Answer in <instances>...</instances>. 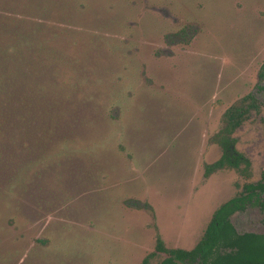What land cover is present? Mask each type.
Masks as SVG:
<instances>
[{"label":"rangeland","instance_id":"1","mask_svg":"<svg viewBox=\"0 0 264 264\" xmlns=\"http://www.w3.org/2000/svg\"><path fill=\"white\" fill-rule=\"evenodd\" d=\"M18 19L41 28L25 63L52 59L51 90L28 141L0 143V264H140L156 236L189 249L264 170V0H0L1 39ZM247 94L244 159L207 169ZM230 220L264 232L255 206Z\"/></svg>","mask_w":264,"mask_h":264},{"label":"trees","instance_id":"2","mask_svg":"<svg viewBox=\"0 0 264 264\" xmlns=\"http://www.w3.org/2000/svg\"><path fill=\"white\" fill-rule=\"evenodd\" d=\"M26 22L18 19L15 23L18 33L14 36L17 39L7 42L0 38V46H3L0 47V143L28 141L27 129L33 127L31 123L38 112L39 100L35 98L51 90L48 89L44 68L49 66L52 59L44 55L34 66L29 67L31 64L25 63L29 44L34 46L43 43L34 41L37 33L34 34L35 30L41 29L39 24L30 21L28 26ZM256 106V100L248 94L239 104H233L225 110L224 124L215 134L222 153L207 169L223 163L237 166V160L241 157L232 149L231 133L244 119L247 111ZM263 191L264 171H261L257 181L243 183L235 195L211 212L191 248H166L159 236H156L153 250L146 253L140 264H148L150 257L156 253L164 254L157 264H264V232H237L230 221L231 214L243 211L247 205H258L264 210V201L259 197Z\"/></svg>","mask_w":264,"mask_h":264},{"label":"flooded vegetation","instance_id":"3","mask_svg":"<svg viewBox=\"0 0 264 264\" xmlns=\"http://www.w3.org/2000/svg\"><path fill=\"white\" fill-rule=\"evenodd\" d=\"M259 76H260V78H263V77H264V72H263V73H260ZM247 95H248V94H247ZM250 95L253 96L252 94H250ZM253 98L255 99L254 96H253ZM256 102H257V101H256ZM257 104H258V102H257ZM256 108H257V106H256ZM256 108H250V109H256ZM250 109L247 111L246 115L249 113ZM224 112H225V111H224ZM246 115H245V116H246ZM245 116H244V117H245ZM223 124H224V122H223ZM218 145H219V144H218ZM219 147H220V146H219ZM220 149H221V147H220ZM232 149H233V147H232ZM233 150H234V149H233ZM234 152H236V151L234 150ZM221 153H222V150H221ZM236 154H239V155H240V153H238V152H236ZM220 156H221V154H220ZM220 156H219V157H220ZM240 157H241V158H239V159H244L242 155H240ZM218 159H219V158H218ZM216 161H217V160H216ZM216 161H215V162H216ZM237 161H238V160H237ZM213 163H214V162H213ZM223 164H226V163H223ZM223 164H222V165H223ZM222 165H220V166H218V167H221ZM227 165H228V164H227ZM228 166H229V165H228ZM231 167H232V166H231ZM262 171H264V170H262ZM260 173H261V172H260ZM260 173H259V177H260ZM259 177H258V179H259ZM258 179H257V180H258ZM257 180H256V181H257ZM254 182H255V181H254ZM241 186H242V185H241ZM263 193H264V191L261 192V193L259 194V197H260L261 200L264 201V198H263V196H262ZM235 194H236V193H235ZM235 194H234V195H235ZM232 196H233V195H232ZM232 196H231V197H232ZM229 198H230V197H229ZM229 198H228V199H229ZM226 200H227V199H226ZM224 201H225V200H224ZM224 201H223V202H224ZM221 203H222V202H221ZM221 203H220V204H221ZM249 206H255V207H257L260 211L264 212V210L260 209V207H259L258 205H253V204H252V205H247V206L245 207V209H246L247 207H249ZM216 207H217V206H216ZM216 207H215V208H216ZM215 208H214V209H215ZM214 209H213V210H214ZM245 209H244V210H245ZM213 210H212V211H213ZM244 210H243V211H244ZM212 211H211V212H212ZM236 212H242V211H236ZM236 212H234V213H236ZM234 213H233V214H234ZM210 214H211V213H210ZM231 215H232V214H231ZM231 215H230V217H231ZM209 216H210V215H209ZM208 219H209V218H208ZM230 221H231V220H230ZM232 225H233V224H232ZM204 226H205V225H204ZM233 227H234V226H233ZM234 229H235V228H234ZM237 232H238V231H237ZM243 232H252V231H243ZM256 233H262V232H256ZM140 261H141V260H140Z\"/></svg>","mask_w":264,"mask_h":264}]
</instances>
